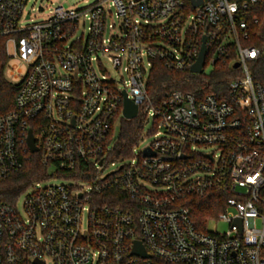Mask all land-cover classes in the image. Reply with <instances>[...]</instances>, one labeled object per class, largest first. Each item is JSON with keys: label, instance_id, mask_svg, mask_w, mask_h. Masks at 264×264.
I'll use <instances>...</instances> for the list:
<instances>
[{"label": "built area", "instance_id": "built-area-1", "mask_svg": "<svg viewBox=\"0 0 264 264\" xmlns=\"http://www.w3.org/2000/svg\"><path fill=\"white\" fill-rule=\"evenodd\" d=\"M29 2L0 0L9 76L20 84L0 116V181L34 156L45 172L14 203L0 201V264H264V80L255 71L264 52L248 43L264 0H96L24 24ZM113 8L120 21L108 33ZM203 45L202 72L233 69L228 98L172 90L154 102V61L190 71ZM125 95L156 139L113 160ZM53 178L62 181L44 184ZM210 192L227 198L201 230L185 202ZM211 220L229 229L210 231Z\"/></svg>", "mask_w": 264, "mask_h": 264}, {"label": "trees", "instance_id": "trees-1", "mask_svg": "<svg viewBox=\"0 0 264 264\" xmlns=\"http://www.w3.org/2000/svg\"><path fill=\"white\" fill-rule=\"evenodd\" d=\"M258 23L254 24L253 37L248 42L256 45L264 52V6L255 10ZM9 57L5 50V38L0 37V116L14 109L15 98L20 84L11 81L6 73ZM233 69L226 64L217 63L209 72L200 74L190 71H176L167 68L160 61H154L151 69L148 90L151 99L158 103L165 93L172 90L191 92L198 99L207 95H215L219 99L228 98V86ZM257 75L264 80V58L255 67ZM146 120L140 114L135 119H123L121 130L114 147L111 159H126L134 146L139 142L145 128ZM44 170L36 156L25 167L12 173L0 181V201L14 203L27 186L44 174ZM227 196L221 192H210L201 197L193 195L186 200L191 210L192 218L198 228L205 230L206 219L223 212Z\"/></svg>", "mask_w": 264, "mask_h": 264}, {"label": "rangeland", "instance_id": "rangeland-1", "mask_svg": "<svg viewBox=\"0 0 264 264\" xmlns=\"http://www.w3.org/2000/svg\"><path fill=\"white\" fill-rule=\"evenodd\" d=\"M96 0H30L28 3L26 10H25V16L23 18L24 24H32L37 21H41L45 18H47L50 14V12L57 6L63 5L67 8H75L79 9L82 7H85L91 3H94ZM113 17L112 19L108 20V33H116L117 29L115 28H109L110 25L116 24L118 26L119 24V18L117 17L115 13V9L113 8ZM87 33V28H84L83 26H80L77 35H81L82 32ZM103 62L107 69L110 71L111 77L114 78L117 81H120L122 79L127 80L126 73H119L117 70H114L111 64L106 60L103 59ZM20 64V69L25 73L26 72V66L24 63H21L20 60H14L11 61L10 64ZM211 68H207V71L209 72ZM7 77L13 81L18 82L19 80H13L11 76H9V69L6 73ZM151 128V124L145 125L144 133L138 143V150H143L145 147H147L151 142H153L156 138L155 135L152 133H147V131ZM113 169V167L110 168V170ZM62 180L58 178L50 179L49 181L44 182V184H58ZM19 207H21V203L19 202ZM260 224V223H259ZM208 228L210 231H218V232H226L229 229V226L227 223L223 221H209Z\"/></svg>", "mask_w": 264, "mask_h": 264}, {"label": "water", "instance_id": "water-1", "mask_svg": "<svg viewBox=\"0 0 264 264\" xmlns=\"http://www.w3.org/2000/svg\"><path fill=\"white\" fill-rule=\"evenodd\" d=\"M193 2L195 5H197V4L201 3L202 0H193ZM204 52H205V45H203V47H202V51H201V54L199 56L198 61L190 69L191 73H197L198 74V73L202 72V68L205 64V53ZM235 67H238V64H236ZM138 112H139L138 106L136 104H134L130 99H128L127 96L125 95L124 117L128 120L135 119L138 116ZM28 143H29L30 148L33 152L37 151V148L34 144V138H33L32 130L29 131ZM145 154H148V151H146ZM134 253L142 254V255L146 254L139 242L136 243Z\"/></svg>", "mask_w": 264, "mask_h": 264}]
</instances>
